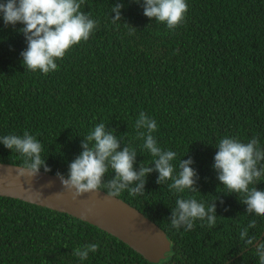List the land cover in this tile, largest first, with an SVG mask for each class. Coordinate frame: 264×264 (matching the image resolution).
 <instances>
[{
    "label": "trees",
    "instance_id": "16d2710c",
    "mask_svg": "<svg viewBox=\"0 0 264 264\" xmlns=\"http://www.w3.org/2000/svg\"><path fill=\"white\" fill-rule=\"evenodd\" d=\"M186 2L185 20L170 30L143 14L144 0H85L82 11L98 26L48 74L26 69L23 25L5 26L0 15V136L28 131L42 144L47 172L67 176L86 135L104 123L121 149L137 150L136 170L154 168L137 137L146 130L135 127L143 111L157 122L158 145L177 153L176 171L191 157L198 174L195 192L175 193L153 171L142 194L117 196L165 231L170 251L158 263L80 218L0 195V264H259L255 244L264 240V216L247 213L243 193H226L213 164L225 136L258 137L264 148V0ZM117 4L121 18L113 23ZM24 160L0 143V162L24 166ZM114 175L109 169L105 184ZM261 179L255 187L264 190ZM178 197L214 202L215 226L196 220L191 231L172 227ZM251 220L256 227L248 234L258 239L247 246L240 232ZM89 243L99 247L81 261L75 249Z\"/></svg>",
    "mask_w": 264,
    "mask_h": 264
},
{
    "label": "clouds",
    "instance_id": "9594fccd",
    "mask_svg": "<svg viewBox=\"0 0 264 264\" xmlns=\"http://www.w3.org/2000/svg\"><path fill=\"white\" fill-rule=\"evenodd\" d=\"M84 4L85 0H4L0 3V15L5 26H15L17 23L23 25L20 31L25 37L27 48L20 55L27 70L43 74L56 71L57 60L62 59L74 45L89 39L99 22L82 11ZM122 7V4L113 7L112 11L116 13L112 18L113 23L120 20ZM187 11L186 0H144L143 3V14L166 24L170 30L182 24ZM135 127L146 130L138 131L137 137L143 139V148L155 158L151 162L154 168L141 165L136 170L137 150L131 146L121 149L120 140L113 131H106V125L99 123L86 135L81 144L83 150L70 162L67 177L57 173L64 188L74 191L76 197L98 191L102 186L108 188L107 195L111 197L120 195L124 190L136 196L144 192L148 174L156 171L159 174L156 182L171 181L168 187L175 193L198 191V174L192 167L193 159L180 160L179 171H176L172 161L176 160L177 153L163 150L153 135L158 127L156 120L142 111ZM0 143L25 158L21 174L35 176L41 166L46 172L50 170L41 156V142L28 131H24L23 135L0 136ZM216 146L218 150L214 155L213 168L221 185L228 190L226 193H243L241 202L247 206V213L264 216V190L255 187L264 177V164H261L264 161V148H261L259 138L253 137L248 142H242L236 137L225 136ZM109 169L115 175L105 184L104 176ZM169 220L172 227L180 229L183 226L185 231H191L196 220H206L208 226L213 227L216 224V204L206 205L193 197H178ZM255 227L256 221L251 220L248 227L240 232L244 245L253 246L257 241V237L248 234V228ZM98 247V243H89L83 248H76L75 255L85 261L89 252L95 253ZM255 252L259 264H264V240L255 244Z\"/></svg>",
    "mask_w": 264,
    "mask_h": 264
},
{
    "label": "water",
    "instance_id": "95a60500",
    "mask_svg": "<svg viewBox=\"0 0 264 264\" xmlns=\"http://www.w3.org/2000/svg\"><path fill=\"white\" fill-rule=\"evenodd\" d=\"M23 165L0 162V195L66 212L117 237L145 259L158 263L170 251L165 231L137 208L100 189L79 197L57 174H21ZM65 178L67 176H64ZM264 233V232H263Z\"/></svg>",
    "mask_w": 264,
    "mask_h": 264
}]
</instances>
